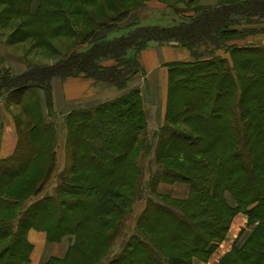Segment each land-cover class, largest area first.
Masks as SVG:
<instances>
[{"label":"trees","instance_id":"1","mask_svg":"<svg viewBox=\"0 0 264 264\" xmlns=\"http://www.w3.org/2000/svg\"><path fill=\"white\" fill-rule=\"evenodd\" d=\"M150 1L0 0V101L17 136L0 159V264L29 262L31 229L67 243L45 264H203L238 213L251 229L216 264H264V0H156L169 22L142 25ZM151 43L190 58L170 65L149 132L127 83ZM71 77L122 92L57 115L51 80ZM161 182L188 194H159Z\"/></svg>","mask_w":264,"mask_h":264},{"label":"crops","instance_id":"2","mask_svg":"<svg viewBox=\"0 0 264 264\" xmlns=\"http://www.w3.org/2000/svg\"><path fill=\"white\" fill-rule=\"evenodd\" d=\"M159 5L149 4V9ZM25 48V47H24ZM189 52L174 43H151L140 53V61L144 70L143 74H137L127 83V89L139 88L140 100L147 111V122L150 126H157L164 120L169 86L170 65L189 60ZM15 63V62H13ZM12 63V64H13ZM16 64V63H15ZM17 70L22 66H17ZM51 80L53 97V111L60 115L79 105H94L98 102L110 100L121 94L122 91L102 83H93L92 80L79 78ZM81 89V85H85ZM44 105V102H43ZM46 110V107H43ZM47 113V112H46ZM17 136L10 115L4 110L0 101V159L11 155L16 147ZM188 185L184 183H164L157 186L159 194L172 198H185L188 194ZM185 196V197H184ZM251 226H247V217L238 213L226 232L225 238L211 254L207 262L203 264H216L219 258L229 252L234 243L240 239L241 231L249 232ZM27 239L32 245L30 260L27 264H45L51 257L62 256L67 248L66 241L50 242L44 232L29 230Z\"/></svg>","mask_w":264,"mask_h":264},{"label":"rangeland","instance_id":"3","mask_svg":"<svg viewBox=\"0 0 264 264\" xmlns=\"http://www.w3.org/2000/svg\"><path fill=\"white\" fill-rule=\"evenodd\" d=\"M150 2H151L150 4H155V5H159L160 4L156 0H151ZM155 8H158V7L155 6L154 8H150V11H148V10H142V11H140V13H139V15L141 17L140 23L142 25H148V24H167L169 22V18L172 16V13L170 11H167V12H170V13L169 14L166 13L165 15H162V14L156 12L154 10ZM260 36L261 37L262 36L264 37V34L263 35H260ZM22 48H24V47H22ZM22 48H18L16 50V52L18 54H21L23 52L22 51ZM12 49L13 48H11L10 50H12ZM47 60H48V58H47ZM139 74H143V73H139ZM73 78H79V77H73ZM70 79H72V78H70ZM85 86H86V84L85 85H81V87H82L81 89H83V87H85ZM147 124H148V122H147ZM157 127H158V125L157 126L156 125L153 126L152 124H150V126H149V124H148L149 132L154 131V129H156ZM209 141H210V137H208V139L205 140L204 144L205 143H208ZM62 157H63L62 150L61 149H58L57 158H58V166H59V168H60V166L63 163ZM146 171L147 172L145 173V178H147V176L149 175V173H148L149 172L148 167H146ZM55 182H56L55 178L54 177L51 178L50 181L48 182V184L45 186V189L43 191V194L44 193H46V194L47 193H49V194L52 193L53 190H54ZM175 183H179V182H175ZM184 184H186V183H184ZM188 187H189V185H188ZM182 199H183V197H182ZM144 205H145V201L143 199H138V200L135 201V203L133 205V208H132L131 212L129 213V216H128L127 221L124 222V231H125V233H122L121 237H118L116 239V241H115L116 242V244L114 246V250L115 251L119 249V246H120L119 244L122 245L124 243L125 238H126V230H127V232L132 231V226H133V224H135V220H136L137 216L139 215L140 211L144 208ZM221 242L222 241H220V243Z\"/></svg>","mask_w":264,"mask_h":264},{"label":"bare ground","instance_id":"4","mask_svg":"<svg viewBox=\"0 0 264 264\" xmlns=\"http://www.w3.org/2000/svg\"><path fill=\"white\" fill-rule=\"evenodd\" d=\"M26 48H22V51L25 52Z\"/></svg>","mask_w":264,"mask_h":264}]
</instances>
